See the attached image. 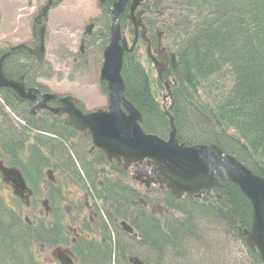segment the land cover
I'll use <instances>...</instances> for the list:
<instances>
[{
    "label": "trees",
    "instance_id": "16d2710c",
    "mask_svg": "<svg viewBox=\"0 0 264 264\" xmlns=\"http://www.w3.org/2000/svg\"><path fill=\"white\" fill-rule=\"evenodd\" d=\"M104 1L98 32L101 57L109 41V6L115 0ZM141 7L151 47L157 48L160 32L161 45L174 51L176 57L175 68L167 67L159 79L147 55L144 63L139 62L138 51L146 46L144 41L138 39L134 50L123 55L124 94L141 114L142 130L167 138V110L174 119L179 144L215 145L264 179V0H144ZM128 14L126 7L121 29L129 32L131 40L133 28ZM85 44L90 49L95 42ZM8 49L1 48L0 57ZM78 58L85 68L86 56L80 53ZM48 66L44 59L36 61L22 49L9 54L2 69L9 79L21 78L26 87L46 92L49 90L40 80L53 75ZM166 79L173 83L164 99L162 81ZM98 85L106 94L105 85ZM0 97V148L5 162L19 166L38 182L43 170L51 169L65 184L81 188L112 213L110 221L120 240H116V246L99 242L97 258L91 248L85 246L82 252L78 244L75 253L79 264H131L128 256L139 258L143 264H207L210 226L223 236L241 241L253 264H262L244 235L252 226V205L231 180L213 189L211 197L199 199L151 191L161 198L166 210L163 215L153 214L140 202L141 198L150 201L148 193L133 188L121 166L110 163L100 150L79 153L74 149L72 139L90 144L87 134L79 133L59 116L31 114L30 104L6 88L0 89ZM77 105L83 109L81 102ZM48 187L50 204L60 210L62 186L55 182ZM82 205L74 204L79 209ZM119 221L128 223L134 233L126 235ZM17 226L16 235L6 231L15 240L11 246H0V264H34L25 252L30 251L31 242L42 238L33 235L28 226ZM108 227L105 222L100 226ZM53 230L54 235H63V227L55 224ZM86 251L92 254L89 260L82 258ZM197 254L205 255L200 263L192 258Z\"/></svg>",
    "mask_w": 264,
    "mask_h": 264
},
{
    "label": "water",
    "instance_id": "95a60500",
    "mask_svg": "<svg viewBox=\"0 0 264 264\" xmlns=\"http://www.w3.org/2000/svg\"><path fill=\"white\" fill-rule=\"evenodd\" d=\"M60 1V0H54ZM62 1V0H61ZM130 0H116L109 7L112 13L110 26V39L103 50L102 63L99 71V80L104 83L107 90L108 108L84 112L77 107L70 95L58 96L54 93H43L38 88L25 89L20 80L8 79L4 73L3 61L14 51L26 50L38 60L45 54L44 26L40 29L39 46L30 48L25 44L15 45L0 58V88L10 89L18 98L27 100L32 104L31 110L48 109L55 116L64 115V123L73 128L87 132L90 135L93 148L103 151L108 159L122 160L125 166L149 160L156 166L157 179L164 184L171 194L179 198L183 194L194 195L203 189L220 186V181L231 180L241 190V193L252 205V226L246 235L247 245L254 248L260 255L264 264V179L253 174L252 171L230 154L223 152L215 145L186 146L178 144L173 117H169L170 133L166 139L157 135L145 133L139 121L141 114L128 101L124 94V82L121 75L123 55L133 51L140 34L144 41L145 28L141 22L142 10L134 16L135 9L140 0H131L130 15L134 27V40L128 47L126 39L120 30L121 15ZM104 3V0H100ZM52 0H48L42 7L37 19L41 20L47 14ZM93 25L86 26L85 34H90ZM141 28L138 32V28ZM83 49V41H81ZM148 45L147 54L152 58L158 76L161 75L167 64V56L162 53L161 60L157 61L151 56ZM172 66L175 67V55H171ZM167 94L170 95L169 82L164 81ZM39 96L41 99H39ZM55 102L57 106H49ZM7 182H11L14 194H30L24 180L16 168L1 167ZM51 171L49 175L51 176ZM45 206V204H43ZM124 230L131 233L132 227L122 223ZM62 264H73L71 259L63 254L57 256ZM133 264H141L139 259L129 257Z\"/></svg>",
    "mask_w": 264,
    "mask_h": 264
},
{
    "label": "rangeland",
    "instance_id": "374dc122",
    "mask_svg": "<svg viewBox=\"0 0 264 264\" xmlns=\"http://www.w3.org/2000/svg\"><path fill=\"white\" fill-rule=\"evenodd\" d=\"M45 1L0 0V50L21 43L34 44V39L31 38V26ZM99 2L100 0L60 1L48 11L45 24L46 39L44 46H46V52L44 60L49 65L48 67L52 69L53 75L47 80H40V82L51 92L72 95L80 100L88 111L108 108L107 94L101 92L98 85V74L101 68L100 63H102L100 54L102 49H100L98 40V32L101 31L102 26ZM89 22L95 23V27L92 29L91 37L86 38V43L95 42V44L90 49L85 44L84 56H86V61L84 60V62L86 66L84 68V64L79 63L78 54H80L82 33ZM38 31H40V26ZM124 32L127 36L124 35L125 38H128L129 32L127 30ZM35 46H39V43L37 42ZM138 53L139 62L144 63L146 57L145 46H140ZM75 61L76 63L73 64ZM83 68L84 72L82 71ZM71 143L79 153L90 150L91 145H84L80 138L72 139ZM118 163L121 165L120 161ZM125 170L136 189H151L157 193L167 190V186L158 182L156 166L149 160H144L141 163H131L125 167ZM54 175L57 179L56 182L60 183V187L62 186L61 191L64 195L59 205V211L71 212L70 217L68 215L65 217V223L66 226L67 223L75 226L71 221L76 216L86 215V212L83 213L82 208L79 209V206H74L75 203H82L83 191L65 184L64 179L60 178L57 172ZM209 192L210 188H207L198 192L197 195H208ZM31 219H33V216ZM207 230L208 236H205L207 237L206 247H208L209 255L206 258L210 259L207 264H253L241 241L219 234L216 227L210 226ZM127 239L126 237L125 241ZM33 250L34 247H31V251ZM192 258L200 263L205 259V255L199 256L197 254ZM205 262L206 260L203 263Z\"/></svg>",
    "mask_w": 264,
    "mask_h": 264
},
{
    "label": "flooded vegetation",
    "instance_id": "af4514ba",
    "mask_svg": "<svg viewBox=\"0 0 264 264\" xmlns=\"http://www.w3.org/2000/svg\"><path fill=\"white\" fill-rule=\"evenodd\" d=\"M144 0L141 1V4ZM131 1H128L126 7H129ZM141 4L139 9H142ZM46 22V20H45ZM39 25L32 24L31 26V38L34 39L35 46L38 42L37 36ZM159 35V34H158ZM45 39H46V27H45ZM158 39H161L159 37ZM37 41V42H36ZM159 47V46H158ZM155 49V48H152ZM26 86V85H25ZM28 88V87H26ZM3 89V88H0ZM7 89V88H6ZM10 90V89H8ZM11 91V90H10ZM42 91V90H41ZM12 92V91H11ZM45 92V91H43ZM1 99V97H0ZM39 99L40 96H39ZM27 101V100H26ZM28 102V101H27ZM30 104V112L33 115L48 113L51 114L48 109H37L32 111V104ZM49 106L55 105L53 102L48 104ZM8 110V108H6ZM15 121L20 122L24 125V122L20 121L17 117L13 116ZM63 119V118H61ZM3 150L0 148V246L12 245L15 239L12 235H16L19 232V227L17 225H25L32 229L33 235L39 236L42 239L31 242L29 246L30 251H26L28 261L34 264H62L57 256L63 254L67 258L71 259L73 264H79V257L77 256L76 246L81 244L80 250L83 252L85 246L91 248L94 251V257L99 251L96 246L99 242L107 243V245L115 244L120 240L118 232L114 231L113 225L110 221L112 213L107 208L97 207L99 205L94 200H92L91 195L81 190V188H75L77 190L83 191L82 196V211L86 212V215L76 216L75 219H71L75 226H71L67 223L65 217L68 215L70 217L71 212H65L55 210L53 205L49 201V185L56 182V177L53 172V176L49 175L48 168L43 170V178L38 182V180H33L30 175H25L21 168L15 167L13 165L7 164L3 157ZM1 167L4 168H16L21 174L24 183L27 188L31 191L30 194L24 192L23 195L14 194V188L11 182H7L3 176ZM127 172V171H126ZM129 180V179H128ZM148 192L149 202H145L143 206L150 210L154 214H163L165 208L163 207V201L160 197H157ZM45 204V206L43 205ZM98 209H97V208ZM157 210V211H156ZM88 211V212H87ZM163 212V213H162ZM33 216V219L31 217ZM102 222H105L109 227L108 229L100 228ZM119 224L122 228V225ZM63 227V235L53 234L54 225ZM123 229V228H122ZM6 231L10 235H6ZM107 231V232H105ZM126 235L133 233H128L125 231ZM37 237V238H39ZM127 237V236H126ZM128 238V237H127ZM117 240V241H116ZM31 247L34 250L31 251ZM83 260H89L92 258V254L85 252L83 254ZM113 259V257H112ZM113 261V260H112ZM84 264V263H83ZM113 264V263H112Z\"/></svg>",
    "mask_w": 264,
    "mask_h": 264
}]
</instances>
